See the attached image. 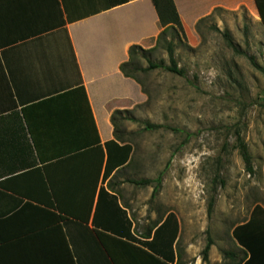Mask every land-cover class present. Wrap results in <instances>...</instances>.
Wrapping results in <instances>:
<instances>
[{"label":"crops","instance_id":"obj_1","mask_svg":"<svg viewBox=\"0 0 264 264\" xmlns=\"http://www.w3.org/2000/svg\"><path fill=\"white\" fill-rule=\"evenodd\" d=\"M173 2L183 27L240 10L260 22L255 0ZM161 30L152 0H0V264H157L116 239L146 249L168 213L157 225L154 208L143 216L138 191L122 188L123 165L104 175V143L114 139L112 113L144 99L120 64ZM176 220L168 264L229 260L212 243L202 261ZM232 237L246 252L239 264L264 262L261 240ZM163 241L171 257L167 240L155 245Z\"/></svg>","mask_w":264,"mask_h":264},{"label":"rangeland","instance_id":"obj_2","mask_svg":"<svg viewBox=\"0 0 264 264\" xmlns=\"http://www.w3.org/2000/svg\"><path fill=\"white\" fill-rule=\"evenodd\" d=\"M217 15L170 29L137 51L132 67L144 99L116 117L115 131L133 147L119 173L127 183L122 188L137 190L138 205L147 206L144 217L150 207L154 220L173 213L181 240L192 241L198 254L208 237L216 253L239 254L233 227L254 210L264 219V25L246 10ZM167 46L183 75L161 67L143 71L149 61L169 64ZM236 131L253 173L234 147ZM142 179L151 183L127 182Z\"/></svg>","mask_w":264,"mask_h":264},{"label":"trees","instance_id":"obj_3","mask_svg":"<svg viewBox=\"0 0 264 264\" xmlns=\"http://www.w3.org/2000/svg\"><path fill=\"white\" fill-rule=\"evenodd\" d=\"M255 1H256L257 8H258V12H259L260 22L264 25V6H263V4H261V2L259 0H255ZM152 2H153V5L155 7L157 16H158V23H159L160 27H162V30L158 34L157 38H163L165 33L170 29L177 30L176 28H179V29L183 28L173 0H152ZM204 18H206V17H204ZM204 18H202V19H204ZM202 19H200L199 21H201ZM167 49H168L169 64H164L163 61H160L158 63H153V62L149 61L148 66L146 68H144L143 71H148V70H151L154 68L161 67V68H164L167 71H170L172 73H175L178 75H183V70L181 68H179L176 64V61H175L174 56H173V50H172L171 46H167ZM138 50H144V48H142L140 45L130 46V48L128 50L129 58L127 61H124L120 64V70L124 76L134 79L138 84L141 85V83L138 81V79L134 75V73H133L134 67H132L133 60L136 59ZM81 90H82V88H81ZM124 112H127V110H115L111 115V122H112L113 127H114V131H113L114 139H111V140L106 141L104 143V148H105L104 175L105 176H107L116 167H119L122 165H123L122 167H127L131 161V158H132L133 147H132L131 143L129 141L121 138L119 136V134H117V132L115 131V125H116V121H117L116 117L118 115H121ZM146 127L156 128V127H158V125L157 124H148V125H146ZM234 142H235L234 147L238 150V152H239V154L243 160L245 170L248 173H253V166L251 163L250 152L248 150L247 144L245 143V141L243 140V138L241 137V135L239 134L238 131L235 132V141ZM95 145H96L95 149L99 150L98 152L101 156L100 159L102 162L103 154H102V148L99 144V141H97V144H95ZM85 149H89V148H82V149L78 148L76 150H73V153L82 154ZM130 181L136 185H148L149 183H151V180H149V179L130 180ZM156 181L159 183L160 179L157 178ZM158 188H159V184L155 185L153 187L151 196H153L157 192ZM102 192H104V191L102 190ZM111 198L113 200V201H111V204L116 208L115 209L116 212H118V214H122L124 217H126L125 211L122 210L118 206V204L116 202V198L114 196H111ZM212 206H213V199H211L208 202V207H207L208 213L211 212ZM58 208H59V206H58ZM255 211L256 210H254L252 212L253 214L251 215V217L247 221H243V224L239 223L233 227L232 235L234 237H236L238 240H243L241 238H245L247 240V239H250V237H253V238L255 237L254 239L258 238V240H261L262 246L264 248V222H263L264 219H259L256 216ZM56 218H57V220H62L64 218V216L61 214V215H57ZM158 222H159V220L155 221L154 225H157ZM128 224L130 226V221H128ZM170 224H173L172 230L169 229ZM177 230H178V224H177V220H176L174 214L168 213V215L166 216L164 221L161 222L160 225L155 228L151 241L144 243V245L146 246V249H142L138 246H135L132 243L128 242V240H121L118 238L116 240L118 242H120L121 244H124L125 246L135 248L139 252H142L147 257H149L151 260L156 262L157 264H168V262H172V259H173L172 243L176 239ZM116 233H119V232H116ZM149 234H150V232H148V235ZM127 237H131L130 234H127ZM127 239L133 240L132 237L127 238ZM158 240H167L168 245L166 247H167V250L171 253V257L167 258L166 254H165L166 250H164V247H165L164 241L161 244L155 245V243H157ZM0 241H1V239H0ZM212 243H213L212 239L210 237H208L203 249L200 251L202 261H207L208 251H209ZM247 245H249V244H247ZM263 251H264V249H263ZM222 255L224 258L230 257L227 262L222 263V264H239L245 258L246 252L243 251L242 255H239V254L231 252V251H224ZM262 264H264V262H262Z\"/></svg>","mask_w":264,"mask_h":264}]
</instances>
